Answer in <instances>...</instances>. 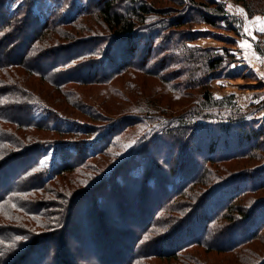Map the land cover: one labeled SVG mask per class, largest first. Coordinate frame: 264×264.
Instances as JSON below:
<instances>
[{
  "label": "trees",
  "instance_id": "trees-1",
  "mask_svg": "<svg viewBox=\"0 0 264 264\" xmlns=\"http://www.w3.org/2000/svg\"><path fill=\"white\" fill-rule=\"evenodd\" d=\"M178 1L173 3L189 11L170 20L173 28L203 23L230 33L239 31L237 19L215 0ZM235 2L245 5L249 17L253 16L244 0ZM154 14L138 0H0V264H93L92 258L94 264H147L153 259L207 264L185 252L200 247L235 254L261 239L264 199L254 197L264 191V167L246 168L221 180L214 168L233 161H261L263 127L256 129L246 124L247 117L235 113L239 117L227 116V126L179 124L163 135L151 131L139 138V155L126 162L119 158V163L104 171L93 161L112 154L117 141L135 125L132 119L150 110L142 107L143 114L115 118L125 121L115 122L102 139H95L105 128L77 124L25 86V77L11 74L24 70L37 76L61 92L66 102L75 96L68 89L71 85L111 87L129 71L148 74V67L161 54L153 45L131 49L120 59L99 34L93 33L85 42L60 45L59 41H71L73 30L83 29L84 20L96 15L118 37L115 43H120L141 26L162 30V23H150ZM186 34L183 31L175 46L165 51L184 54L179 66L202 84L196 66L215 75L225 60L214 57L209 49L186 47L195 42ZM169 35V41H175ZM194 51L204 56L197 57ZM110 91L112 96L121 95L119 89ZM204 100L215 102L207 91ZM151 109L160 114L158 107ZM86 113L90 118L91 108ZM196 117L210 119L201 113ZM28 131L74 139L34 142V137L21 134ZM216 133H223L227 148H220ZM41 145L57 147V160L50 169L39 161L36 150ZM220 152L225 154L217 157ZM69 174L84 177L81 189L70 188L67 182L60 187L61 177ZM249 197L246 206L237 205ZM80 206L86 219L80 220ZM73 245L81 250L76 255ZM253 264H264V256L257 255Z\"/></svg>",
  "mask_w": 264,
  "mask_h": 264
},
{
  "label": "rangeland",
  "instance_id": "rangeland-1",
  "mask_svg": "<svg viewBox=\"0 0 264 264\" xmlns=\"http://www.w3.org/2000/svg\"><path fill=\"white\" fill-rule=\"evenodd\" d=\"M138 1L139 3L143 1L144 4L148 5L149 9L155 13L150 17V23L154 21L162 23V30L158 26H141L135 31V35L131 38L127 40L123 39L120 43H115L118 37L116 38V36L110 33L106 26L102 24V21H98L95 15L84 20L83 29L73 30L75 38L73 37L71 41H59L60 45L74 40L75 43L85 42L90 40L94 34H99L101 36L97 37L103 39L106 43L105 45H113L115 57L118 56L120 59L130 53L131 49L133 50L135 48L136 51V47L139 46L141 49L143 45H153L154 48L158 47L156 49H160L161 54L158 53L156 55L157 59H155L156 63L148 67V74L133 70L112 82L111 87L113 89H119L121 95L112 96L110 86L98 85L80 87L78 85H71L68 89H73L75 96L68 99V102H66L61 92L56 91L37 76L27 75L24 70H16V73L11 72V74L16 78L23 79L25 77V80L23 79L25 86L33 90L37 95H40L49 105L61 111L67 118L74 119L77 124L88 123V127L99 126L105 128L100 134L94 136L95 139H102L108 127H110V129L115 127V122L125 121L122 119L115 120V118L124 114H143L144 111L142 107L150 110L148 114L144 113L146 115H138L140 117L132 119L136 122L135 125L130 127L121 139L117 141V147L112 150L113 152L111 151L112 154L108 153L102 155L93 161L96 163V166L104 171H108L111 167L119 163V158L120 161L124 158V162H126L132 158V155H139L141 153L139 150L142 146L138 140L141 136L143 137L146 133L151 131H156V135L159 134L157 132L161 131L160 135H163L166 131L177 129L176 127H178L179 124L190 125L189 128H192L194 125L199 126L206 123H224V125L227 126V116L231 117V115L235 113L239 116L247 117L245 121L246 124H250L256 129H260L258 127L264 128V74L260 73L262 77H258L247 64L245 59L247 54H244L245 56L243 55L244 48H239V45H253L254 49L248 48L253 53V56L255 57L257 53L260 57H264V0H244V3L253 12L252 17H249L245 10V5L238 4L235 0H215L225 7L227 14L237 19L239 22V31H237V33L227 32L223 27L215 29L203 23L197 25L192 24L179 29L173 28L172 25L169 24L170 20H176L180 16L187 15L189 11L187 7H177V4L175 5L173 0ZM186 1L187 0H183V3ZM201 1L202 0H197V2ZM177 3L179 4L182 2L179 0ZM9 7L8 4L7 8ZM183 31L185 34H191V36L189 35L190 37L195 38L194 43L189 42L185 44V46L188 45L192 47V49L199 50L209 49L212 51L210 53H212L214 57H223L225 60L223 65L224 68L216 72L215 75H208L203 66H196V76H199L201 80L200 83L202 84H198V81H195L196 77L192 78L190 74L187 75L184 66L183 70L181 66H179L178 61L184 57V54H171L172 52L165 51V49H170L175 46L174 44L178 41ZM169 34H172L171 39L175 37V41H169ZM187 34L186 36H188ZM184 41L185 43L187 42L186 39ZM166 45H168L167 48ZM194 52L197 54V57L204 56V54H200L197 51ZM174 55H177L175 56V60ZM172 59L173 62L171 64L170 61ZM259 60L261 63L263 58H259ZM132 61L134 64L137 63V59ZM180 63H182V61ZM187 83L193 84L188 86L186 85ZM206 91L215 100L214 103L204 100ZM120 93L118 92V94ZM74 103L76 104L74 105ZM151 106L154 108L158 107L160 114L152 110ZM90 108L92 110V116L89 118L85 113L89 111ZM83 111L85 113H83ZM199 113L203 114V116L206 115L207 118L210 117V119L202 120L196 117ZM237 114L235 115L238 116ZM105 115L112 116V118H107ZM156 115L159 117L155 119L154 116ZM100 118L104 119L102 123L98 121ZM195 121L199 123H194ZM21 134L23 136L27 135L29 137H34V139L31 140L34 142H38L39 140L74 139L71 136H61L63 137L61 138L57 135L39 131L21 132ZM108 134L109 132L106 135ZM216 136L220 140V148H227V145L224 144L225 136L223 133H216ZM162 139H165V137H162ZM92 145L96 147L98 144L92 143ZM225 152L217 153L216 156L220 157V155H224ZM36 153L43 166L48 167V169L54 166L57 160V147H53L52 145H41L37 148ZM259 157L262 158L261 161L240 160L223 164L220 163L214 170L219 180L226 179L229 175L246 168L248 170L264 167V156L261 155ZM80 177L82 178L81 181L79 180ZM71 178L75 180L77 185L74 182L72 184L70 183L72 181ZM83 178L84 177L80 174H69L65 177H61L59 184L61 187L67 182L70 188L81 189L80 183L83 182ZM122 182H124V178ZM91 195H94L93 192ZM254 198L256 200L264 199V191H260ZM250 199L249 197L243 200V203L238 202L237 205L239 207L246 206L245 203L248 204ZM82 210L84 209H81L80 206L78 210L79 213H81ZM84 212L87 216L88 212ZM81 219H86L83 217L82 213L80 216V220ZM75 223L78 224L80 222L77 221ZM73 246L75 249H73L72 252L76 255L81 250L79 249L77 251L76 245ZM185 254H190V257H196L207 264H253L256 261L257 255L258 257L264 256V233L259 241L246 245L235 254L216 251L211 252L200 247L188 249ZM63 257H66V255ZM86 258H88V256H86ZM92 259L95 260V258ZM38 260L39 258H37L36 262H38ZM94 260L92 261L93 264L96 263V260ZM148 261L147 264H181L180 260L167 262L153 259ZM196 262L191 260L190 264H196ZM72 264H76V262L73 261Z\"/></svg>",
  "mask_w": 264,
  "mask_h": 264
},
{
  "label": "crops",
  "instance_id": "crops-1",
  "mask_svg": "<svg viewBox=\"0 0 264 264\" xmlns=\"http://www.w3.org/2000/svg\"><path fill=\"white\" fill-rule=\"evenodd\" d=\"M239 48L240 49H243V55L244 54H247V56H246L247 58L245 57V59L247 61V64L258 75V77L261 78L262 77V74H264L263 73L264 70L260 67V60H259V58H263V57L262 56L260 57L257 53H256L255 57L253 56V53L250 51V49H248V48L254 49L253 48V45H246V46L245 45H239ZM257 61H258V63H257ZM260 73H262V74H260Z\"/></svg>",
  "mask_w": 264,
  "mask_h": 264
},
{
  "label": "built area",
  "instance_id": "built-area-1",
  "mask_svg": "<svg viewBox=\"0 0 264 264\" xmlns=\"http://www.w3.org/2000/svg\"><path fill=\"white\" fill-rule=\"evenodd\" d=\"M260 67L264 70V57H263V60L260 63Z\"/></svg>",
  "mask_w": 264,
  "mask_h": 264
}]
</instances>
